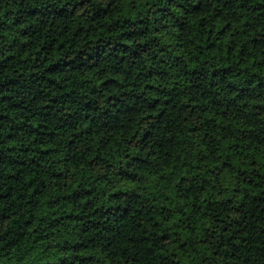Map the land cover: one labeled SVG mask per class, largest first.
<instances>
[{"label": "trees", "instance_id": "obj_1", "mask_svg": "<svg viewBox=\"0 0 264 264\" xmlns=\"http://www.w3.org/2000/svg\"><path fill=\"white\" fill-rule=\"evenodd\" d=\"M0 264H264V0H0Z\"/></svg>", "mask_w": 264, "mask_h": 264}]
</instances>
